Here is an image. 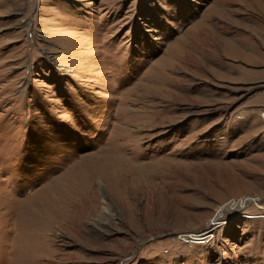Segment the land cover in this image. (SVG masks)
<instances>
[{"label":"rangeland","instance_id":"rangeland-1","mask_svg":"<svg viewBox=\"0 0 264 264\" xmlns=\"http://www.w3.org/2000/svg\"><path fill=\"white\" fill-rule=\"evenodd\" d=\"M262 109L264 0H0V264H264Z\"/></svg>","mask_w":264,"mask_h":264},{"label":"bare ground","instance_id":"bare-ground-1","mask_svg":"<svg viewBox=\"0 0 264 264\" xmlns=\"http://www.w3.org/2000/svg\"><path fill=\"white\" fill-rule=\"evenodd\" d=\"M258 199L256 197H249V198H241L237 203H230L228 205H223L219 208L218 214L216 218L220 217L222 214L227 212H238L241 208L254 203L255 205L258 204Z\"/></svg>","mask_w":264,"mask_h":264},{"label":"built area","instance_id":"built-area-1","mask_svg":"<svg viewBox=\"0 0 264 264\" xmlns=\"http://www.w3.org/2000/svg\"><path fill=\"white\" fill-rule=\"evenodd\" d=\"M260 114H264V110L263 109L260 111Z\"/></svg>","mask_w":264,"mask_h":264}]
</instances>
